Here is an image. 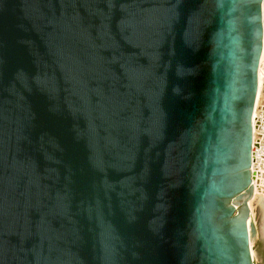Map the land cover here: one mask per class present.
Masks as SVG:
<instances>
[{"label":"water","instance_id":"1","mask_svg":"<svg viewBox=\"0 0 264 264\" xmlns=\"http://www.w3.org/2000/svg\"><path fill=\"white\" fill-rule=\"evenodd\" d=\"M264 0H0V264H253Z\"/></svg>","mask_w":264,"mask_h":264},{"label":"bare ground","instance_id":"2","mask_svg":"<svg viewBox=\"0 0 264 264\" xmlns=\"http://www.w3.org/2000/svg\"><path fill=\"white\" fill-rule=\"evenodd\" d=\"M262 23H263V38H262V52L260 58V66L258 67V86L253 110V150H252V195L249 202V217L253 228V237L249 241L250 252L255 264V252L253 250V243L256 238L257 228L254 215V204L258 201L264 185V112H259L260 104L264 96V1L262 3ZM264 110V108L262 107ZM259 132V134H257ZM257 138V136H259Z\"/></svg>","mask_w":264,"mask_h":264},{"label":"rangeland","instance_id":"3","mask_svg":"<svg viewBox=\"0 0 264 264\" xmlns=\"http://www.w3.org/2000/svg\"><path fill=\"white\" fill-rule=\"evenodd\" d=\"M264 96L262 98V103L260 104L259 112H264ZM259 134V132L257 133ZM260 137L257 136V138ZM262 190H264V185H262ZM254 215L256 221V238L253 243V250L255 252V264H264V191L261 193L258 201L254 204Z\"/></svg>","mask_w":264,"mask_h":264}]
</instances>
